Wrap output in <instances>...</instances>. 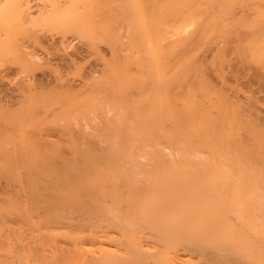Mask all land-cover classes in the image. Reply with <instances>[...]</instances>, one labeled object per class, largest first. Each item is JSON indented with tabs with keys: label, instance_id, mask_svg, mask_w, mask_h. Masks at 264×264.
I'll use <instances>...</instances> for the list:
<instances>
[{
	"label": "bare ground",
	"instance_id": "6f19581e",
	"mask_svg": "<svg viewBox=\"0 0 264 264\" xmlns=\"http://www.w3.org/2000/svg\"><path fill=\"white\" fill-rule=\"evenodd\" d=\"M0 264H264V0H0Z\"/></svg>",
	"mask_w": 264,
	"mask_h": 264
}]
</instances>
